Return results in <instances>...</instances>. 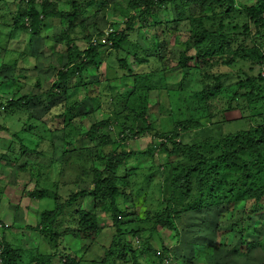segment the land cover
<instances>
[{
	"label": "rangeland",
	"instance_id": "rangeland-1",
	"mask_svg": "<svg viewBox=\"0 0 264 264\" xmlns=\"http://www.w3.org/2000/svg\"><path fill=\"white\" fill-rule=\"evenodd\" d=\"M7 1L9 14L0 6V220L6 215L12 224L0 231V238L18 248L22 264H31V252L50 251L44 233L35 230L40 213L56 206L61 212L79 191L89 196L79 198L74 210L88 214L96 210L99 230H86L89 238H79L70 217L74 210L65 209L57 218V231L50 232L62 231L65 236L57 238L59 254L53 264H63L59 258L65 255L85 264L94 259L106 264H264V143L245 150L246 141L264 126V99L250 107L245 96L233 102L239 88L236 78L229 77L217 88L202 75L212 68L232 76L242 72L241 79L252 75L264 79V46L257 44L259 57L263 56L256 63L259 66L242 61V55L228 65L230 53L216 54L202 70L195 60L186 68L178 64L180 56L198 50L192 36L196 25L187 18L205 27L213 25L210 30L220 29L222 35H237L231 41L244 48L255 44L253 38L257 43L264 32V14L262 21L254 22L246 10L256 7L257 0H234L236 11L227 17L222 14V28L218 18L207 19L218 16L219 8L211 12L196 3L182 11L172 4L154 7L156 27L145 29L136 23L131 42L116 50L101 48L90 66L81 70L80 81L74 77L64 91L54 82L55 70L66 63L67 39L74 41L75 48L69 52L74 57L73 50H85L99 35L106 36L104 31L117 33L137 12L132 6L138 0H95L91 6L83 0H45L50 8L70 15L74 1L80 13L73 27L49 19L40 35L30 38L12 30L9 24L18 0ZM231 46L236 49L235 43ZM156 50L161 53L157 72L153 65L138 63L144 59L142 53ZM124 54L123 63L134 71L133 76L120 64ZM5 79L27 80L25 86L10 88ZM210 85L212 96L205 98L203 87ZM247 90L261 94L254 86ZM143 91L146 109L141 113L144 104L138 97ZM73 101L77 104L71 106ZM234 134L239 136L237 144L220 150L214 146ZM180 144L191 146V154L178 149ZM114 151L142 155L118 170L119 192L113 208L94 195L99 186L107 187V161ZM220 153L226 161L218 159L206 168L208 159ZM93 171L100 172L101 181ZM9 187L18 191L5 197Z\"/></svg>",
	"mask_w": 264,
	"mask_h": 264
},
{
	"label": "trees",
	"instance_id": "trees-1",
	"mask_svg": "<svg viewBox=\"0 0 264 264\" xmlns=\"http://www.w3.org/2000/svg\"><path fill=\"white\" fill-rule=\"evenodd\" d=\"M39 1L40 2H37L35 0H27V1L18 0V2L16 3L17 9H16L15 16L11 19L12 23L9 24L12 27L13 31L17 30L22 33L29 34L30 37L31 36L38 37L40 35L41 30L43 29L44 22L49 19H50V22L57 21V20L66 21L69 24V27L74 26L73 21L77 19L80 13L78 6H76L77 4L76 2L71 1L74 11H73V14L70 15L68 13H62V12L57 11L54 6L50 8L48 6V3L45 0H39ZM94 1L95 0H86V1L83 0V3H85L87 6H91L93 5ZM133 1L135 2V0ZM195 3L203 7L204 10L205 8H210L211 12L212 11L215 12L216 10L215 8H219L220 13L218 12L219 14V15L217 14L218 16L211 14V16L207 17V19L212 20V19L218 18L220 28L223 27L222 20H224V18L222 14H226V17H227L229 16L227 14L230 13L232 10L233 11L231 13L236 11V7H235L236 1L234 0H138L136 1V3H133L134 4L133 6L131 4V6L133 7L132 9L136 10L137 12H134L131 15H129V17L125 20V22H123L119 26L117 33L109 37L108 40L111 41L112 44L110 47H106V48H112L116 50V49H119L122 45L128 42H131L130 37L132 36L134 32L133 27L136 23L141 24V27L145 29H148L150 27L151 28L156 27L159 24L158 22L159 20L153 21L154 17H153L152 9L154 7L163 8V7H166L172 4L176 10L182 11L186 9L188 5L195 4ZM9 4L10 3H8L7 0H0V6L2 7L3 10H5L6 14L7 13L9 14L10 12L9 11L10 9L8 7ZM23 4L26 6L25 8L21 7ZM255 6L256 7L252 9L248 8L246 10L252 16V18L254 19V22L262 21L260 20V16L264 14V0H257V3ZM136 14H138V16ZM203 18L204 17H201V19ZM187 19H188L189 24L193 25L195 23L196 25V27H193L192 36L196 41V44H197L196 46L198 50H196L192 56L186 57L182 55L179 57L180 59H179L178 64L182 66L181 68L189 67V62L191 60H195L198 70H202L203 67H206L209 64L208 60H214L215 55L221 54V53L223 54L230 53L233 55L231 59L226 60V63L228 65L232 64L233 62L232 59H234L235 57L239 58L237 57L238 55H242V57L239 59H242V61L250 63V64H254V63L256 64V63L261 62L260 60L263 56L259 57L261 55H260V50L257 44H259V46H264V32L262 33V36L258 38L257 43H256L255 38H253L254 39L253 42L255 44L252 45V43H250L248 46L244 48L240 45V43L236 42L237 40H235L234 42L231 41V38L233 39L237 35H233L231 33L222 35V32H220V29H217L214 31L210 30L211 28H213V25L205 27V24L199 23L198 20H193L194 18H190V19L187 18ZM151 20H152V23H151ZM177 20L180 21V20H183V18H181V16H178ZM26 22H28V24H26ZM99 37L97 38V41H99L100 39ZM224 40H226V42ZM232 43H235L236 49H232V46H231ZM73 44H74V41L68 38L67 39L68 56L66 59V63L62 69L55 70L56 71V77H55L56 81L54 82L55 88L61 89L60 87L62 86L63 91L65 90L64 87L67 86V83L74 77L78 78V80L80 81L81 70L84 69L83 67L88 68L90 66L91 58L98 55L99 50L105 47L102 44H96V45L90 44L88 48H86L85 50H82L81 52H77L73 50L74 52L77 53L73 57L72 53H69L72 51V50L70 51V49L75 48ZM122 56L123 57L119 59L120 64L126 69L128 73H130V75L133 76L134 71H130V68L127 67L126 63H123V60H125L126 55L124 54ZM141 56H143L144 59H142L140 62L138 61L139 64H142V66H146V67H151V65H153L154 70L156 72L160 69V67H158L157 59L161 57V53L158 50H156V53L149 54V55L142 53ZM79 57H80V60H78ZM256 65L259 66L258 64ZM236 73H238L237 76H232V74L229 72L227 73L214 72L211 68V69H208L206 72L204 71L202 75L206 76L209 82L214 81V83L212 84H218L217 88H219L223 84H226L224 81L228 79L229 77L236 78L237 79L236 84L239 85V88L236 90L234 94V96H236V99L233 100V102L238 103L239 101L243 100L241 96H245V104H249L248 106L250 107V105L259 103V99H262V100L264 99V79L261 78L260 75H257V76L252 75V77H249L248 79H241L239 76H241L242 72L239 73V71H237L234 74ZM26 80L22 79L20 81L18 80L16 81L15 79H10V80L5 79L4 81L6 82L8 87L18 88L17 85L18 84L20 86L25 85ZM37 84L39 86L38 81L36 85ZM3 85L4 84H2L1 86ZM250 86H254V88L260 91L261 94L258 93V94L252 95V93L247 92L248 91L247 87L250 88ZM135 93L128 95L125 100H127L128 98L133 99ZM212 93H213V89L211 85L203 87L202 94H204L205 98L211 97ZM146 96H147V93L143 91L138 97V98H142L143 100L142 104L145 103ZM117 98L119 99L120 97L118 96ZM126 102H129V99ZM75 104H77V102L73 101L71 106H74ZM241 105L242 107L240 109H244L243 106L245 105L244 104H241ZM236 106L239 107V105H236ZM0 108H1V105H0ZM145 109L146 107L144 104L143 107L141 108V113H144ZM230 109L233 110L234 108L232 107ZM63 110L66 111V109H63ZM140 116L142 117V115ZM180 124L188 125L191 123L182 122ZM255 134H256L255 137H251L249 139L250 141L248 140L246 141L245 150H249L250 148L254 147L256 145V142L258 144L264 143V126L261 128H257L255 131ZM230 135H233V134H230ZM234 135L235 136L228 135V136L221 138L220 140L218 139L219 141H217L214 146L220 150L223 148V146H227V145L233 146L234 144H237L239 136H236V134ZM180 145L181 146H179L178 149H183L186 151V153L191 151V148H190L191 146L186 147V145L184 144L183 145L180 144ZM188 154H191V153H188ZM141 155L142 153L140 152H132V151H114L113 153H111L107 161L108 166H109V170H108L109 174H108V177L105 179L107 183V187L101 188L99 186L97 189V191L99 190L98 191L99 193L98 195H94V197L98 198L99 201L101 202L110 203V205L114 208L115 198L118 196V192H119V188L115 184V179L117 178L118 170L121 169L126 162H129L130 160L135 159V157H139ZM208 160H209V163L206 166V168L214 165L217 162V160L226 161V158L225 156L223 157L222 153H220L217 157H210ZM228 161H230V158L227 160V162ZM93 173L95 177L97 178L96 180L98 181L102 180L103 177L101 176L100 172L93 171ZM97 191H93V193L95 194L97 193ZM34 194H36V192L32 193L31 195L33 196ZM88 196L89 194L85 193V191H79L66 201L65 207L61 212L57 209V206H56L53 210L43 211L40 213L39 225L37 226V228H35V230L39 229L41 230L40 231L41 233H44V235L42 236L44 238L43 242L46 243L48 247H50V251L47 254H41L36 251L31 252L30 253L31 258H32L31 264H52L53 263V260L59 254L56 251L57 238L63 239L65 237L63 235L64 232L62 233V231L60 232L59 235L58 234L50 235V232L52 230H54V232L57 231L56 230L58 226L57 218L59 217L61 218L65 209L66 210L69 209L70 211H73L74 209L78 208L77 201L79 200V198L88 197ZM101 207L103 209V206ZM104 210L106 213L108 212L106 209H103V211ZM94 212H96V210ZM94 212L91 214H88V213H85L83 210L79 209V210H74L71 213L70 215V217L72 218L71 220H74V222L72 221L71 222L72 224L74 223L76 226L75 232L80 233L79 238L81 239L89 238L88 235L86 234V230L87 231L90 230L91 232L92 231L96 232L97 230H99V228L97 227V221H96V216H94ZM114 212L116 213L117 210L114 209ZM50 218H51L50 221L46 220ZM63 222L64 221L61 220L60 223H63ZM4 225H7L8 227L5 228ZM10 227H11L10 224L1 222L0 220V231H5V229H9ZM67 232H69V230H67ZM47 235H49L50 237H48ZM44 240L47 242H45ZM83 240H86V239H83ZM0 249L3 250L1 251L2 257L0 258L1 259L0 264H22V254L20 253L18 248L11 247L9 243L6 242V240H3L1 242V238H0ZM59 259H60L59 262L61 261L63 264H85L82 260L77 259L75 256L71 257L69 255H65V257L61 256ZM106 263H107L106 260L94 259L88 264H106Z\"/></svg>",
	"mask_w": 264,
	"mask_h": 264
},
{
	"label": "built area",
	"instance_id": "built-area-1",
	"mask_svg": "<svg viewBox=\"0 0 264 264\" xmlns=\"http://www.w3.org/2000/svg\"><path fill=\"white\" fill-rule=\"evenodd\" d=\"M105 35L106 36H102L100 37L99 41H97V38L92 42V45H96V44H102L106 47H110L112 42L109 41V37L110 36H113L115 33H114V30L113 29H108L107 31H104ZM5 228L8 227L7 225H4ZM2 257V254H1V250H0V258ZM0 263H1V259H0Z\"/></svg>",
	"mask_w": 264,
	"mask_h": 264
},
{
	"label": "crops",
	"instance_id": "crops-1",
	"mask_svg": "<svg viewBox=\"0 0 264 264\" xmlns=\"http://www.w3.org/2000/svg\"><path fill=\"white\" fill-rule=\"evenodd\" d=\"M25 34H26V33H25ZM29 38H30V35H29ZM23 69H24V68H22L21 70H23ZM12 70L15 71V68L12 69ZM24 86H25V85H24ZM30 86H31V84H30ZM27 87H29V85H28ZM10 115H11V114H10ZM10 115H9V116H10ZM9 189H10V190H8V192L4 193V194H5V195H4L5 197H11L16 191H18L17 189H12L11 187H9ZM11 193H12V194H11ZM2 202H3V201H2ZM3 203H4V202H3ZM3 203H2L3 206H6V205H7V203H6V204H5V203L3 204ZM1 212H2V210L0 211V216H2V215H1L2 213H1ZM3 213H4V212H3ZM9 219H10V220H9ZM1 222H5V223H8V222H9L8 224H12V218H9V217L7 218V216L5 215V217H3V218L1 217ZM15 239H16V238H15ZM53 263H54V260H53ZM53 263H52V264H53Z\"/></svg>",
	"mask_w": 264,
	"mask_h": 264
},
{
	"label": "clouds",
	"instance_id": "clouds-1",
	"mask_svg": "<svg viewBox=\"0 0 264 264\" xmlns=\"http://www.w3.org/2000/svg\"><path fill=\"white\" fill-rule=\"evenodd\" d=\"M106 47V46H105Z\"/></svg>",
	"mask_w": 264,
	"mask_h": 264
}]
</instances>
